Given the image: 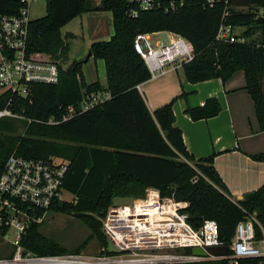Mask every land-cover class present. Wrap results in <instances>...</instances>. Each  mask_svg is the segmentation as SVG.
<instances>
[{
	"label": "trees",
	"instance_id": "16d2710c",
	"mask_svg": "<svg viewBox=\"0 0 264 264\" xmlns=\"http://www.w3.org/2000/svg\"><path fill=\"white\" fill-rule=\"evenodd\" d=\"M44 16L30 20L26 43L27 57L55 64L56 84H33L26 98L13 97L10 109L22 117V136H13L14 123L0 121V172L9 154L28 159L57 157L68 162L62 189L73 197L55 201L52 213L71 216L82 223L99 247L107 246L100 219L114 199H139L147 189H155L161 198L187 203L183 212L187 222L198 229L204 220H213L220 242L228 247L236 224L248 213H255L264 233V185L232 199L213 167L214 155L196 160L184 145L182 133L174 125L173 104L185 94L173 98L152 113L137 87L151 76L143 59L134 51L137 34L170 32L193 46V59L182 64L188 83L211 79L225 83L237 71L245 76L244 89L254 107L259 131H264V0H185L175 12L140 11L127 16L126 0H44ZM24 6L22 0H0V15L13 16ZM227 16L222 19L224 12ZM111 13L112 35L107 41L91 43L89 58L104 63L106 85L86 84L82 67L72 43L80 31L72 23L85 13ZM221 22L239 30L235 38L243 42L216 40ZM108 93L109 99L82 114L61 121L64 109L77 106L89 93ZM9 98L0 97V108ZM221 107L216 98L203 105L187 107L192 121L216 117ZM53 120L55 123H49ZM264 162V152L250 156ZM255 226L256 238L262 231ZM32 225L23 240L24 248L38 255H63L66 250ZM77 252V251H76ZM185 253H190L186 249ZM183 264H227L210 261ZM240 264H264L248 258Z\"/></svg>",
	"mask_w": 264,
	"mask_h": 264
},
{
	"label": "built area",
	"instance_id": "2783aa9c",
	"mask_svg": "<svg viewBox=\"0 0 264 264\" xmlns=\"http://www.w3.org/2000/svg\"><path fill=\"white\" fill-rule=\"evenodd\" d=\"M24 6L16 15H0V97L9 96L0 108V120L22 119L11 109L13 97L26 98L33 84H56L55 64L27 57L26 43L30 22V5L36 0H22ZM219 0H204L215 4ZM127 16L136 18L140 11L175 12L185 0H126ZM227 16L225 11L222 19ZM236 30L221 22L216 40L243 42L235 38ZM168 33V43L151 44L149 34H137L134 51L143 59L151 78L160 77L170 69L190 62L193 46L176 34ZM109 99L108 93L86 94L77 106L64 109L61 121L82 114ZM49 123H55L49 120ZM68 162L57 157L28 159L14 149L0 172V264H183L226 261L240 264L248 258L264 262V233L255 213H248L238 222L227 254L214 256L208 247L224 246L218 238L213 220H204L198 229L187 222L183 209L187 203L161 198L155 189H147L145 196L125 204L113 203L100 219L101 232L107 246L100 247L97 256L81 254L38 255L23 246L24 237L32 225H40L55 201L65 200L62 182ZM262 231L257 239L255 226ZM199 248L202 256L185 253Z\"/></svg>",
	"mask_w": 264,
	"mask_h": 264
},
{
	"label": "crops",
	"instance_id": "0c3cea01",
	"mask_svg": "<svg viewBox=\"0 0 264 264\" xmlns=\"http://www.w3.org/2000/svg\"><path fill=\"white\" fill-rule=\"evenodd\" d=\"M259 14L264 17V9L259 10ZM103 32L106 38L101 41L109 40L112 32ZM161 42L167 43L155 40L154 45ZM87 65L90 66L88 73L84 70ZM82 75L86 84L106 85L101 60L89 58L83 64ZM244 87L242 71L235 72L225 83L211 79L191 84L186 81L182 66L174 71L169 69L166 74L150 78L137 87L151 113L173 98L186 95L173 104L174 125L182 133L187 152L196 160L214 155L213 167L234 200H241L244 194L264 185V162L250 158L264 152V131H259L253 102ZM209 98H216L220 104L216 117L192 121L185 114L187 107H199Z\"/></svg>",
	"mask_w": 264,
	"mask_h": 264
},
{
	"label": "rangeland",
	"instance_id": "374dc122",
	"mask_svg": "<svg viewBox=\"0 0 264 264\" xmlns=\"http://www.w3.org/2000/svg\"><path fill=\"white\" fill-rule=\"evenodd\" d=\"M93 5L98 4L99 0H90ZM45 14V1L36 0L30 5V19H38ZM81 25L79 19L74 20V25L79 32L80 36L75 38L72 43L73 51L77 50V61H83L87 59L89 45L95 41H101L106 38L103 31L111 30V13L109 12H93L87 13L81 16ZM238 34V30L235 31ZM156 34V35H155ZM150 36L151 44L154 46L155 40L168 41L167 32H159ZM168 43V42H167ZM84 70L90 72V66H85ZM4 118L0 121H5ZM17 120V119H15ZM17 120L14 123L15 133L13 136H22L24 133V124ZM65 201L70 202L73 197L70 194L63 193ZM133 199H114L113 203L125 204ZM38 231L57 242L67 252L66 254H81L85 256H97L100 252V247L95 238H90V231L76 219L71 216L48 212L44 217V220L38 227ZM77 251V252H76Z\"/></svg>",
	"mask_w": 264,
	"mask_h": 264
},
{
	"label": "water",
	"instance_id": "95a60500",
	"mask_svg": "<svg viewBox=\"0 0 264 264\" xmlns=\"http://www.w3.org/2000/svg\"><path fill=\"white\" fill-rule=\"evenodd\" d=\"M89 57V53L87 55V58ZM87 59H85L86 61ZM206 252L210 255L214 256H224L227 254V247L226 246H220V247H208L206 248ZM191 253L196 256H202L205 254L201 249L199 248H192Z\"/></svg>",
	"mask_w": 264,
	"mask_h": 264
}]
</instances>
